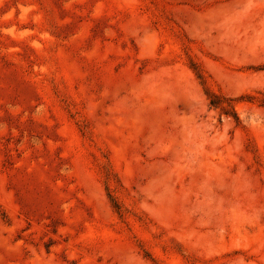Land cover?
Listing matches in <instances>:
<instances>
[{"label":"rangeland","instance_id":"obj_1","mask_svg":"<svg viewBox=\"0 0 264 264\" xmlns=\"http://www.w3.org/2000/svg\"><path fill=\"white\" fill-rule=\"evenodd\" d=\"M0 264H264V0H0Z\"/></svg>","mask_w":264,"mask_h":264},{"label":"bare ground","instance_id":"obj_2","mask_svg":"<svg viewBox=\"0 0 264 264\" xmlns=\"http://www.w3.org/2000/svg\"><path fill=\"white\" fill-rule=\"evenodd\" d=\"M197 1V0H196ZM248 7H252L251 6V4H249L248 5ZM187 11H188V9H187ZM230 11H231V7H224V8H222V9H217V10H214V11H212V12H210V13H208V14H206V15H202L201 16V14H200V18H199V20H200V23H204V22H206V21H208V22H210V23H215L216 21H218L219 19H223L224 21H221L222 23L220 24V25H222L221 26V31L223 32L224 30L226 31V29L228 28L229 30H231L232 29V31L230 32V34L229 33H227L226 35H225V37L224 36H220L221 37V39H222V37L223 38H225V39H227L228 40V42L229 41H231V40H234L233 39V35L235 34V32H234V34H233V28H235L236 30H238L236 27H239L244 21H245V19H244V17L243 16H238V17H236V18H225V17H227L228 15H229V13H230ZM191 12V11H190ZM197 17V16H196ZM230 17V16H229ZM197 20H198V17H197ZM244 24V23H243ZM219 25V26H220ZM218 28V27H217ZM224 28V29H223ZM242 27H240V29H241ZM219 29V28H218ZM219 29V30H220ZM220 31V32H221ZM239 31V30H238ZM237 33V32H236ZM233 34V35H232ZM235 37V36H234ZM236 38V37H235ZM226 42V41H225ZM232 43V42H231ZM246 44V43H245ZM177 88H178V86H177ZM177 92V91H176ZM180 92V91H179ZM182 92V91H181ZM183 93H181V95H182ZM186 94V93H185ZM179 96V95H178ZM183 96H185V95H183ZM172 97H174V96H172ZM175 98V97H174ZM186 98V97H185ZM172 99V98H171ZM170 99V100H171ZM179 100V99H178ZM178 100H177V98L176 99H174V100H171V101H169L168 103H169V105H170V107L172 108V109H174L176 106H177V102H178ZM181 100H182V96H181ZM184 100V99H183ZM185 103H186V101H184ZM179 103V102H178ZM188 103V102H187Z\"/></svg>","mask_w":264,"mask_h":264}]
</instances>
